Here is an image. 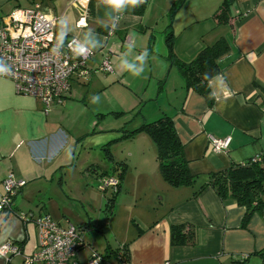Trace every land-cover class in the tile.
Returning <instances> with one entry per match:
<instances>
[{
  "label": "crops",
  "instance_id": "0c3cea01",
  "mask_svg": "<svg viewBox=\"0 0 264 264\" xmlns=\"http://www.w3.org/2000/svg\"><path fill=\"white\" fill-rule=\"evenodd\" d=\"M35 2H40L44 12L56 18V40L75 37L88 45L94 54L87 61L88 78L78 80L73 77L63 103L52 105L53 111L48 113L44 112L39 99L17 94L10 79L0 78V197L4 194L2 181L8 173L25 181L14 195L12 208L0 211V219L5 217L0 227V245L8 239L18 245L24 241L20 247L22 254L12 257L11 263L23 264L24 257L38 249V230L32 222L25 224L19 218L20 213L48 214L64 228L72 224L80 232L82 230L71 222L75 221L73 214L64 210L65 206L73 209L71 204L59 202L58 197L71 200L70 191L65 190L71 187V183H65L62 171L73 165L76 150L85 145L80 139L86 133L68 130L58 122L57 113H63L73 105L82 106L84 110L92 94L108 92L115 85L142 90L135 76L122 68L121 62L138 63L136 57L145 49L148 51L145 63L148 80L152 78L157 86L154 92L158 99V91H161L158 83L162 77L168 79L175 68L169 63L166 42V35L172 33L173 54L185 63L205 45H212L221 37L230 44V51L218 63L219 74L226 78L232 91L230 98L225 99L212 78L209 85L211 93L216 95L212 105L208 106L200 94L186 91L177 71L182 81L183 97L178 107L165 114L174 121L188 170L196 181L192 186L178 188L162 183L165 190L161 183H153L149 189L136 194L147 198L146 201L141 199L140 205L131 204L122 199V195H117L109 212L111 219H106L112 236L106 232L104 239L91 237V242L82 238L86 245L77 253V259L86 264L92 251L103 253L106 247L114 249L128 243V264H164L166 261L172 264H264V255H261L264 254V218L255 213L243 225L245 208L233 199L221 200L210 186L196 197L192 196L210 173L264 155V0H234L229 24L219 25L213 14L222 0H145L139 7L127 9L112 31L110 27L117 21L109 17L116 14L110 13L102 2L92 1L91 11L90 4L84 11L71 0H31L32 4ZM174 6L177 8L170 16ZM157 33L160 37L156 36ZM127 37L131 39L130 44H125ZM93 43L96 48H91ZM105 52L113 64V71L107 76L99 70ZM80 85L86 86L84 93L91 91L89 98L81 92ZM95 124L92 121L91 125ZM210 136L229 137L228 149L213 151ZM100 140L103 141V137ZM98 159H93L91 165L99 167ZM107 173L102 171L96 177L98 180L113 177ZM45 183L54 188L56 198H43ZM121 188L120 185L118 191ZM124 189L128 192L130 188L124 184ZM136 190L139 192L138 186ZM33 197L37 202L34 209L29 204ZM76 197L81 199L80 206L85 213L95 210L90 193ZM124 213L131 219L134 232L131 236L121 237L116 229ZM78 215L80 224L85 217ZM172 225L194 227L195 244L171 246ZM0 264H7L2 256ZM33 264L44 263L35 261ZM103 264L115 262L110 259Z\"/></svg>",
  "mask_w": 264,
  "mask_h": 264
},
{
  "label": "rangeland",
  "instance_id": "374dc122",
  "mask_svg": "<svg viewBox=\"0 0 264 264\" xmlns=\"http://www.w3.org/2000/svg\"><path fill=\"white\" fill-rule=\"evenodd\" d=\"M31 4V0H0V15L7 13L14 6L25 8L30 7ZM43 10H45L44 6ZM156 36L160 37V34L157 33ZM143 67L144 71L139 76H135L136 83L142 87V90L136 87L139 90L136 91L133 89L135 87L128 85H115L108 92L102 93V91H96L95 94H92L99 96L98 102H88L87 105H84V110H82V106L73 105L63 113L59 112L56 115L58 122L69 128L68 130H71V132L77 134L86 133L80 139V142L85 141V145L80 146L76 150L75 160L73 161L74 166L71 164L62 171L65 183H71V187L68 186V189H65L70 191L71 196L69 198L71 200L58 197V201L71 204L73 209L65 206L64 210L69 212V215L73 214L75 221L71 220V222L80 226L82 229L81 237L88 242H91V237L96 239H100L101 237L104 239L106 232L107 235L112 236L113 234L109 228V222L106 224L107 217L108 221L111 219L109 212L106 210V202L107 198L112 196L113 190H111L112 188L105 191L100 190L97 187V183L103 182L98 180L96 174H100L105 170L108 172L107 174H113L112 178L117 179V182L121 183L122 187L116 193V196L120 194L125 201L129 200L131 204L136 203L137 205L141 204V199L142 201H146L147 198L136 194H141L144 190L149 189L153 183L167 185V182H165L159 172V162L153 139L145 131L134 132V130L144 123L156 120L163 114H169L180 105L183 97L181 89L182 78L178 76L177 67L174 66L175 68L168 79L162 77V81L160 84L158 83V89L160 88L161 91H158L159 97L156 99L157 93L154 90L157 89V86L154 85L152 78L150 81L148 80L147 65H143ZM101 73L106 76L111 75V73ZM80 87L82 93L87 89L83 85H80ZM143 88L144 90L146 89V92ZM90 92L84 93L87 98H89ZM85 103L87 102L85 101ZM53 107L50 108L51 111H53ZM111 110L119 113L112 114ZM92 121L97 124L92 126ZM102 137L103 141L100 140ZM95 158H99L96 161L99 167L91 165ZM97 163L94 162V164ZM121 172L123 174L120 179L119 175ZM124 184L127 188H130L129 190L127 189L128 192L124 189ZM163 184L162 187L165 190ZM137 186L140 193L136 190ZM57 191L61 193L58 188ZM42 193L45 199H48L49 196L53 199L56 198V191L54 188H51L49 183L44 184ZM89 193L93 198L95 210L85 213V209L80 206L81 199L76 196H80L81 194L87 196ZM61 195L64 196L62 193ZM40 196L42 197L39 194ZM35 200V197L30 199V208L34 209L37 207ZM50 204L52 205V203ZM79 213L85 217V221L80 224L78 223L80 218L78 217ZM97 217L98 221H96ZM54 218L57 217L55 216ZM116 230L117 234L121 237L133 234L131 219L127 213H124L122 218H120L119 226ZM113 239L115 240V237Z\"/></svg>",
  "mask_w": 264,
  "mask_h": 264
},
{
  "label": "built area",
  "instance_id": "2783aa9c",
  "mask_svg": "<svg viewBox=\"0 0 264 264\" xmlns=\"http://www.w3.org/2000/svg\"><path fill=\"white\" fill-rule=\"evenodd\" d=\"M92 1L103 0H71L84 11ZM56 18L44 12L40 3H33L30 7H14L9 13L0 17V61H3L10 72L0 74V78L10 79L15 92L19 95H29L39 99L44 105V112H50L54 104H61L63 97L69 92L73 77L86 80L89 76L87 61L94 51L83 55H76L75 49L82 44L75 37L61 40L55 38ZM112 31V28H110ZM127 37L125 44H130ZM99 70L105 73L113 71V64L107 52L101 61ZM211 149L215 152L226 151L230 138L209 137ZM260 157L251 158L245 165L259 161ZM98 184V188L105 191L111 187L114 191L118 186L117 179L105 177ZM4 194L0 197V211L11 209L16 191L25 184L24 180H17L8 173L2 181ZM19 218L25 224L32 222L38 230V249L29 256H25L23 264H33L42 261L44 264H81L77 253L82 245L81 232L72 224L62 227L48 214L34 215L31 211L20 213ZM22 254L20 246L12 239L0 245V256L6 259ZM86 264H102L101 256L91 252ZM116 264H128L118 261ZM164 264H172L166 261Z\"/></svg>",
  "mask_w": 264,
  "mask_h": 264
},
{
  "label": "trees",
  "instance_id": "16d2710c",
  "mask_svg": "<svg viewBox=\"0 0 264 264\" xmlns=\"http://www.w3.org/2000/svg\"><path fill=\"white\" fill-rule=\"evenodd\" d=\"M234 0H222L218 9L213 14L216 24H229L230 10ZM89 10L91 11V5ZM177 7H173L170 13L173 14ZM172 33L166 35L168 46V60L170 65H175L179 71L187 90H192L200 94L208 106L213 103L210 97L211 89L209 82L220 73V59L230 51V44L224 37L219 38L212 45H205L197 55L188 63L178 60L172 51ZM207 73L208 79H203ZM159 90H161L159 88ZM119 112H113L116 114ZM145 131L153 139L156 146L157 160L159 162V172L162 178L171 187L178 188L192 186L196 177L192 176L188 170L187 161L183 154L181 144L176 132L174 121L168 115H163L150 123H144L134 132ZM249 161V160H248ZM247 162V161H246ZM122 172L119 177L121 179ZM121 183H118L116 190L107 198L106 210L111 212L116 199V193ZM210 186L221 200L233 199L238 205L245 208L242 224L246 225L253 214H258L264 218V155L257 162L241 165L234 164L230 167L210 173L204 182L193 192L196 197L205 187ZM5 221V217L0 219V227ZM76 227V226H75ZM77 228V227H76ZM195 228L191 225H172L170 227V245L182 246L195 244ZM79 250L86 245L84 240ZM24 241L19 246L22 247ZM93 252V251H92ZM96 252V251H94ZM101 256L102 264L108 260L129 261L128 243L118 245L114 249L106 247L103 253L97 252ZM264 255V254H261Z\"/></svg>",
  "mask_w": 264,
  "mask_h": 264
},
{
  "label": "clouds",
  "instance_id": "9594fccd",
  "mask_svg": "<svg viewBox=\"0 0 264 264\" xmlns=\"http://www.w3.org/2000/svg\"><path fill=\"white\" fill-rule=\"evenodd\" d=\"M145 0H103V4L106 9L110 10V13L116 14L115 16H110V19H115L117 23L112 24L110 28L114 29L119 20L123 18V13L129 9H135L136 7H139L140 5L144 4ZM64 23V20H61V24ZM97 45L93 43L91 45V48H96ZM90 51V47L88 45H79L75 49V54L76 55H83L87 52ZM148 58V51L147 49L143 50L137 57L136 60L138 63H131L128 61H122L121 66L125 70L131 72L132 75L134 76H139L143 71L146 61ZM10 72V68L3 62L0 61V74H4ZM203 79L207 80L208 75L207 73L204 74ZM217 89L219 92L223 94L225 99L230 98L232 95L231 89L227 85L226 78L222 74H217L213 77ZM216 93H213L210 95L211 98H215ZM99 96L98 95H93L91 97V102L96 103L98 102Z\"/></svg>",
  "mask_w": 264,
  "mask_h": 264
}]
</instances>
